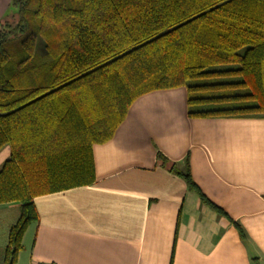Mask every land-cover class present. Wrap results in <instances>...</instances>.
Wrapping results in <instances>:
<instances>
[{"label":"trees","instance_id":"16d2710c","mask_svg":"<svg viewBox=\"0 0 264 264\" xmlns=\"http://www.w3.org/2000/svg\"><path fill=\"white\" fill-rule=\"evenodd\" d=\"M178 87L190 118L264 114V0H11L0 21V205L17 203L19 217L2 264H16L38 221L33 199L92 184V146L138 97ZM158 160L225 216L187 165Z\"/></svg>","mask_w":264,"mask_h":264},{"label":"crops","instance_id":"0c3cea01","mask_svg":"<svg viewBox=\"0 0 264 264\" xmlns=\"http://www.w3.org/2000/svg\"><path fill=\"white\" fill-rule=\"evenodd\" d=\"M10 3L0 0V21ZM187 99L184 87L138 97L111 139L92 146V184L33 199L38 221L16 264H264V114L190 118ZM158 156L187 165L225 216ZM18 217L17 203L0 205V264Z\"/></svg>","mask_w":264,"mask_h":264},{"label":"rangeland","instance_id":"374dc122","mask_svg":"<svg viewBox=\"0 0 264 264\" xmlns=\"http://www.w3.org/2000/svg\"><path fill=\"white\" fill-rule=\"evenodd\" d=\"M9 20V19H8ZM41 41L39 40V41H37V43H36V47H35V50H36V52H40V47H41ZM39 54H41V53H39ZM4 151L5 150H3L1 153H0V155H2L3 153H4ZM14 211V210H13Z\"/></svg>","mask_w":264,"mask_h":264}]
</instances>
